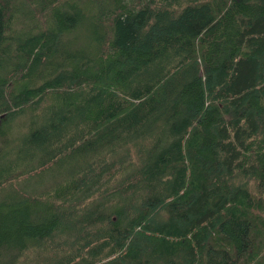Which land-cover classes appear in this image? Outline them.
I'll use <instances>...</instances> for the list:
<instances>
[{
	"label": "trees",
	"instance_id": "obj_1",
	"mask_svg": "<svg viewBox=\"0 0 264 264\" xmlns=\"http://www.w3.org/2000/svg\"><path fill=\"white\" fill-rule=\"evenodd\" d=\"M69 1L0 0V264H264V0Z\"/></svg>",
	"mask_w": 264,
	"mask_h": 264
},
{
	"label": "rangeland",
	"instance_id": "obj_2",
	"mask_svg": "<svg viewBox=\"0 0 264 264\" xmlns=\"http://www.w3.org/2000/svg\"><path fill=\"white\" fill-rule=\"evenodd\" d=\"M104 0H83V2L86 5L87 8H93L94 11H91L90 13H78V9L74 8L75 11H72L71 16H74V19L76 21L74 22L73 26L71 27V30L68 32L66 37L63 39V41H67L70 44V48L66 51L69 52H85L91 50V42L94 41V39H99V33L102 31L103 27L102 24L99 25L96 23V11L97 7L99 6L98 3H102ZM70 3L78 4L81 2V0H70ZM77 6V5H76ZM23 9L22 15L21 13H17L16 20H20V18H26L30 19V9L26 3L23 2ZM105 20H103L104 23ZM26 20H23L20 26L30 27L32 30H37L38 28L35 27V25H30L27 23ZM8 34V32H6ZM57 61H60V59H57ZM13 135L18 137L22 134L21 131H18L19 128H14ZM53 164V163H52ZM50 164L46 167L36 168L31 173H25L24 175H21L17 180H14L13 182H9L10 188L7 191V194H3L5 199L8 197L12 201L15 199H18L20 195H16L14 192L18 191L20 194H23L25 192L24 190H20V185L22 187L24 186H43L48 185L55 181L58 177H56V172L59 169L58 165L56 164ZM14 186L15 188L11 189V187ZM19 186V187H18ZM15 190V191H14ZM41 190V189H40ZM26 253H23V257L25 258ZM46 257V259L50 258V255L47 253H41L38 250H30L27 253V260L23 264H37L39 261H41V258Z\"/></svg>",
	"mask_w": 264,
	"mask_h": 264
},
{
	"label": "water",
	"instance_id": "obj_3",
	"mask_svg": "<svg viewBox=\"0 0 264 264\" xmlns=\"http://www.w3.org/2000/svg\"><path fill=\"white\" fill-rule=\"evenodd\" d=\"M0 30H1V26H0Z\"/></svg>",
	"mask_w": 264,
	"mask_h": 264
}]
</instances>
